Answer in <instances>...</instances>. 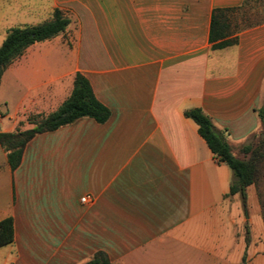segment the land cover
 I'll use <instances>...</instances> for the list:
<instances>
[{"label":"crops","instance_id":"crops-1","mask_svg":"<svg viewBox=\"0 0 264 264\" xmlns=\"http://www.w3.org/2000/svg\"><path fill=\"white\" fill-rule=\"evenodd\" d=\"M241 2L0 0V44L54 9L69 19L3 71L0 131L54 111L76 73L109 110L35 134L13 170L0 147V220H13L0 264H83L96 251L109 264H264L257 194H228L231 170L183 114L201 109L231 150L261 127L264 22L220 49L208 40L213 9Z\"/></svg>","mask_w":264,"mask_h":264},{"label":"trees","instance_id":"trees-1","mask_svg":"<svg viewBox=\"0 0 264 264\" xmlns=\"http://www.w3.org/2000/svg\"><path fill=\"white\" fill-rule=\"evenodd\" d=\"M252 1L261 0H242L241 4L235 7L213 9L208 35L211 49H220L235 44L239 31L264 22V18L252 19L250 16H244V13L251 8ZM238 18L244 21L241 26H238L236 22ZM68 23L69 19L63 12L54 9L50 19L39 24L9 28L0 44V79L3 71L28 46L58 35L65 30ZM256 113L264 130V93L262 105L256 109ZM183 114L196 123L198 134L216 157L217 162L224 163L231 170L232 179L228 194L238 193L244 199L245 189L256 182L259 167L264 162V133L255 145L247 143L240 146V151L245 157L239 158L231 152L223 133L215 129L210 118L201 109L190 108ZM108 116L109 110L95 98L88 80L80 73H76L70 94L54 111L46 116L29 118V122L33 124L31 128L16 129L12 132L0 131V147L6 152L7 163L13 170L21 160L25 144L35 134L52 131L81 117H89L98 123H103ZM248 240L247 231L245 242L247 243ZM12 241L13 220L8 216L0 220V246ZM83 264H109V259L105 252L96 251Z\"/></svg>","mask_w":264,"mask_h":264},{"label":"rangeland","instance_id":"rangeland-1","mask_svg":"<svg viewBox=\"0 0 264 264\" xmlns=\"http://www.w3.org/2000/svg\"><path fill=\"white\" fill-rule=\"evenodd\" d=\"M251 8L249 10H247L244 13V16H250V18H254V19H261L264 18V0L261 1H252L250 3ZM240 17V14H238ZM238 23V26H241L243 24V19L238 18V20L236 21ZM9 91L8 88L5 89V92ZM264 133V130L262 128V126L259 128V130L254 133L252 136L249 137V140L247 141V143H251L253 145L256 144L258 138ZM231 152L239 157V158H243L245 157V155H243V153L240 151V146L239 147H233ZM250 188L257 194V198L258 201L261 205V209H262V213L264 216V162L260 165L259 167V173H258V177L257 180L254 184L250 185ZM251 212H253V209L251 210Z\"/></svg>","mask_w":264,"mask_h":264},{"label":"built area","instance_id":"built-area-1","mask_svg":"<svg viewBox=\"0 0 264 264\" xmlns=\"http://www.w3.org/2000/svg\"><path fill=\"white\" fill-rule=\"evenodd\" d=\"M81 203H90L92 202V197L90 195H83L80 197Z\"/></svg>","mask_w":264,"mask_h":264}]
</instances>
